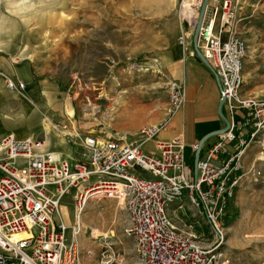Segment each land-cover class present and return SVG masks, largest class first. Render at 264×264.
<instances>
[{
  "label": "built area",
  "instance_id": "built-area-1",
  "mask_svg": "<svg viewBox=\"0 0 264 264\" xmlns=\"http://www.w3.org/2000/svg\"><path fill=\"white\" fill-rule=\"evenodd\" d=\"M233 3L209 6L199 34L198 49L217 80L229 130L200 157L197 173L186 161L183 135L157 140L185 104L186 90L178 83L171 85L168 117L141 128L133 141L104 129L85 134L54 126L66 145L81 149L82 158L73 163L49 150L45 139L8 135L0 142V264H82L77 221L90 200L102 197L118 200L128 212V234L141 264H229L225 222L247 177L260 175L259 159L252 170L244 159L252 146L264 149V99L242 93L248 45L232 32ZM195 28L182 29L180 46H187ZM139 69L134 62L131 70ZM7 89L21 92L26 84L9 80ZM148 144L153 148L146 151ZM198 150L199 144L192 146L194 155ZM73 190L77 221L68 226L61 206ZM185 197L194 213L191 224L180 227L168 207L176 203L175 210L184 209ZM200 220L215 234L210 245H199L191 231ZM102 264H109L105 256Z\"/></svg>",
  "mask_w": 264,
  "mask_h": 264
},
{
  "label": "rangeland",
  "instance_id": "rangeland-1",
  "mask_svg": "<svg viewBox=\"0 0 264 264\" xmlns=\"http://www.w3.org/2000/svg\"><path fill=\"white\" fill-rule=\"evenodd\" d=\"M185 1L0 0V53L10 64L31 61L36 70L61 84L74 117L66 116L71 123H58L57 130L66 127L72 133L86 134L104 129L121 136L128 132L126 136L133 141L134 133L169 115L172 82L155 60L161 49L178 42L182 29L192 30L196 24L198 18L191 24L182 17ZM216 2L210 0L209 6L219 7ZM199 6H194L196 17ZM232 9V32L248 45L243 96L264 99V0H234ZM221 21L222 12L217 28ZM193 38L194 34L189 42ZM134 62L141 69L131 70ZM117 100L124 105L116 106ZM143 109L145 115L138 119V111ZM128 124L134 127L123 130ZM49 137L52 151L64 152L72 163L82 158V151L66 145L58 132ZM161 137L165 140L162 135L157 140ZM217 140L211 138L207 144ZM152 148L148 144L145 150ZM189 154L187 150V158ZM255 158L259 159L256 169L260 175L253 172L247 177L225 222L229 264H264V149L252 146L248 150L244 159L247 170H252ZM184 203L182 210H175L176 203L168 207V215L180 227L191 224L194 213L186 197ZM61 211L66 224L74 226V190L63 199ZM79 223L82 264H102L104 256L109 264H141L135 241L128 234V212L118 200H90ZM199 223L191 230L197 243L215 242L211 227L203 220Z\"/></svg>",
  "mask_w": 264,
  "mask_h": 264
},
{
  "label": "crops",
  "instance_id": "crops-1",
  "mask_svg": "<svg viewBox=\"0 0 264 264\" xmlns=\"http://www.w3.org/2000/svg\"><path fill=\"white\" fill-rule=\"evenodd\" d=\"M155 62L159 70H162L172 83H178L186 90L185 104L172 117L169 129L160 134L165 137V140L161 137V141H170L177 135H183L186 151H190L186 161L195 172L196 155L193 154L192 146L199 144L209 134L225 127L218 116L221 96L217 80L212 71L198 58L193 41L189 42L185 48L178 42H170L167 47L158 52ZM9 80L14 83L24 82L26 90L9 91L7 89ZM65 96L61 84L56 80L53 82L51 76L45 75L39 69L36 70L31 61L10 64L0 53V142L11 134L20 140L45 139L46 142L49 141L48 149L52 150L49 135L51 132H56L52 130L53 127L61 122L69 125L71 122L68 123L65 117L69 119L74 117L73 107L65 102L67 100ZM145 112L144 109L138 111V119L143 118ZM145 119H147L146 116ZM152 119L150 118V121H155ZM133 127L128 124L123 130ZM126 134L129 133L125 132V136ZM207 142L203 146L202 155L218 140L213 144H207ZM75 149L81 151L79 148ZM58 153L66 159H72L64 155V152Z\"/></svg>",
  "mask_w": 264,
  "mask_h": 264
},
{
  "label": "water",
  "instance_id": "water-1",
  "mask_svg": "<svg viewBox=\"0 0 264 264\" xmlns=\"http://www.w3.org/2000/svg\"><path fill=\"white\" fill-rule=\"evenodd\" d=\"M209 2L210 0H203L202 2V6H200V11H199V17H198V21H197V25L195 28V32H194V38H193V42H194V46L196 49V54L198 56V58L201 60V62L210 70H212L210 64L208 63V61L204 58L203 54L201 53V51L198 49V41H199V34L201 31V27L204 21V18L206 16L208 7H209ZM223 105H224V100H222L219 104V108H218V116L220 117L221 121L224 123L225 127L219 131L213 132L211 134H209L208 136H206L200 143H199V150L198 153L196 154V161H195V173H197V163L201 157V152L203 149V146L206 144V142L211 139V138H216V137H220L221 135H223L224 133H226L229 130V123L228 120L224 114V110H223Z\"/></svg>",
  "mask_w": 264,
  "mask_h": 264
},
{
  "label": "bare ground",
  "instance_id": "bare-ground-1",
  "mask_svg": "<svg viewBox=\"0 0 264 264\" xmlns=\"http://www.w3.org/2000/svg\"><path fill=\"white\" fill-rule=\"evenodd\" d=\"M202 2H203V0H186L184 2V5H183L184 12H182V17H184V19H186L189 22H191L193 19H194L193 21H195L197 19V17H196L197 14H196V9H194V6H199L200 4H202ZM216 3H219V0H217ZM191 24H192V22H191ZM195 25H193V26H195ZM115 105L116 106H123L124 103H122L121 101L117 100V101H115ZM90 107H92V104L90 105ZM140 113L141 112H139V114ZM152 125H155V124H152ZM123 137L125 138L126 136H123ZM82 212H80V214H82ZM77 222L79 223V218H78ZM79 225H80V223H79Z\"/></svg>",
  "mask_w": 264,
  "mask_h": 264
},
{
  "label": "trees",
  "instance_id": "trees-1",
  "mask_svg": "<svg viewBox=\"0 0 264 264\" xmlns=\"http://www.w3.org/2000/svg\"><path fill=\"white\" fill-rule=\"evenodd\" d=\"M201 157H202V153H201Z\"/></svg>",
  "mask_w": 264,
  "mask_h": 264
}]
</instances>
